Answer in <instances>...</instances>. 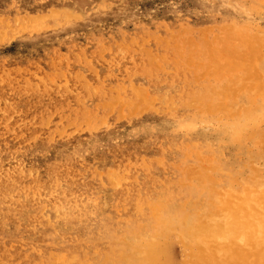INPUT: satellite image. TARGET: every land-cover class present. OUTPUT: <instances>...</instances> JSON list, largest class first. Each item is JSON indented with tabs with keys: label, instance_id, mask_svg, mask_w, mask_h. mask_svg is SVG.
I'll return each instance as SVG.
<instances>
[{
	"label": "rangeland",
	"instance_id": "374dc122",
	"mask_svg": "<svg viewBox=\"0 0 264 264\" xmlns=\"http://www.w3.org/2000/svg\"><path fill=\"white\" fill-rule=\"evenodd\" d=\"M0 158V264H264V0H0Z\"/></svg>",
	"mask_w": 264,
	"mask_h": 264
},
{
	"label": "bare ground",
	"instance_id": "6f19581e",
	"mask_svg": "<svg viewBox=\"0 0 264 264\" xmlns=\"http://www.w3.org/2000/svg\"><path fill=\"white\" fill-rule=\"evenodd\" d=\"M59 11H60V10H59ZM67 15H68V14H67ZM53 16H54V15H53ZM36 17H37V16H36ZM36 17H34V18H36ZM38 17H39V16H38ZM38 17H37V18H38ZM40 17H41L40 19L45 18V17L42 18V16H40ZM63 17H64V16H63ZM31 19H32V18H31ZM67 19H68V18H67ZM27 20H28V19H27ZM56 20H57V19H56ZM30 21H31V20H30ZM30 21H29V22H30ZM58 21H59V20H58ZM31 22H34V21H31ZM35 22H36V21H35ZM62 22H63V20H62ZM62 22H61V23H62ZM65 22H66V21H65ZM27 23H28V22H27ZM37 23H39V22H37ZM37 23H35V24H37ZM46 23H47V21H46ZM46 23H45V25H46ZM67 23H68V22H67ZM35 24H33V26H34ZM40 24H41V22H40ZM42 24H43V23H42ZM51 24H52V23H51ZM23 25L26 26L25 24H23ZM46 26H47V25H46ZM51 26H52V25H51ZM51 26H50V27H51ZM29 27H30V26H29ZM35 27H36V26H35ZM35 27H34V28H35ZM37 27H38V26H37ZM42 27H43V25H42ZM53 27H55V26H53ZM22 28H23V27H22ZM31 28H32V27H31ZM39 28H40V27H39ZM39 28H38V29H39ZM46 28H47V27H46ZM26 29H27V27H26ZM31 30H32V29H31ZM35 30H37V29L35 28ZM30 32H31V31H30ZM28 34H29V33H28ZM17 35H18V34H17ZM11 38H12V37H11ZM225 41H226V40H225ZM107 47H108V46H107ZM119 52H121V51H119ZM90 61H91V60H90ZM238 69H239V68H238ZM146 85H147V84H146ZM151 89H152V88H151ZM157 91H158V90H157ZM152 92H153V91H152ZM244 104H245V103H244ZM189 110H190V108H189ZM167 117H168V116H167ZM159 120H160V119H159ZM151 123H152V122H151ZM141 124H142V123H141ZM153 124H154V122H153ZM167 125H168V124H167ZM156 126H157V125H156ZM148 127H149V125H148ZM148 127H147V128H148ZM147 128H146V129H147ZM161 130H162V129H161ZM204 130H205V129H204ZM135 131H136V130H135ZM166 133H167V132H166ZM100 134H101V133H100ZM115 134H116V133H115ZM91 135H92V134H91ZM203 135H204V134H203ZM60 136H61V135H60ZM111 136H112V135H111ZM201 136H202V135H201ZM92 137H93V136H92ZM116 139H117V138H116ZM94 140H95V139H94ZM111 140H112V139H111ZM175 140H176V139H175ZM87 141H88V140H87ZM52 142H53V141H52ZM82 142H83V141H82ZM96 142H97V141H96ZM102 142H103V141H102ZM86 143H87V142H86ZM92 143H93V141H92ZM31 144H32V143H31ZM31 144H30V145H31ZM75 144H76V143H75ZM80 144H81V143H80ZM87 144H88V143H87ZM95 144H96V143H95ZM28 145H29V144H28ZM33 145H34V144H33ZM40 145H41V143H40ZM46 145H47V144H46ZM46 145H45V146H46ZM42 146H43V145H42ZM14 147H15V146H14ZM177 147H179V146H177ZM30 148H31V147H30ZM37 148H38V147H37ZM167 149H168V148H167ZM38 150H39V149H38ZM20 151H21V150H20ZM39 151H40V150H39ZM81 151H82V150H81ZM27 152H28V151H27ZM38 153H40V152H38ZM46 153H47V151H46ZM75 153H76V152H75ZM14 154H15V153H14ZM17 154H18V153H17ZM47 154H48V153H47ZM79 154H80V153H79ZM79 154H78V155H79ZM6 156H7V155H6ZM14 156H15V155H14ZM173 156H174V155H173ZM10 157H11V156H10ZM34 157H35V156H34ZM76 157H77V156H76ZM2 158H3V157H2ZM0 159H1V158H0ZM16 159H17V158H16ZM13 160H14V159H13ZM74 160H75V159H74ZM5 161H6V160H5ZM84 161H85V160H84ZM24 163H25V162H24ZM45 163H46V162H45ZM21 164H22V163H21ZM27 168H28V167H27ZM30 168H31V167H30ZM30 168H29V169H30ZM156 169H157V168H156ZM32 171H33V170H32ZM46 171H47V170H46ZM21 172H22V170H21ZM27 172H28V171H27ZM80 172H81V171H80ZM12 173H13V172H12ZM22 173H24V172H22ZM39 173H40V172H39ZM39 173H38V174H39ZM34 174H35V173H34ZM43 174H44V173H43ZM53 174H54V173H53ZM40 175H41V174H40ZM36 176H37V175H36ZM139 176H140V175H139ZM4 178H5V177H4ZM31 178H32V177H31ZM39 178H40V177H39ZM69 178H70V177H69ZM153 178H154V177H153ZM13 179H15V178H13ZM172 179H173V178H172ZM34 180H35V179H34ZM7 181H8V180H7ZM32 181H33V179H32ZM51 181H52V180H51ZM10 182H11V181H10ZM13 183H14V181H13ZM33 183H34V182H33ZM54 183H55V182H54ZM172 183H173V182H172ZM56 184H57V183H55V185H56ZM64 184H65V182H64ZM71 184H72V183H71ZM30 185H31V184H30ZM34 185H35V184H34ZM50 185H51V184H50ZM10 186H11V185H10ZM22 186H23V184H22ZM18 187H20V186H18ZM57 187H58V186H57ZM68 187H69V186H68ZM81 187H82V186H81ZM85 187H86V186H85ZM168 187H169V186H168ZM64 188H65V187H64ZM60 189H61V188H60ZM67 189H68V188H67ZM69 189H70V188H69ZM183 189H184V188H183ZM22 190H23V189H22ZM41 190H42V189H41ZM43 190H44V189H43ZM45 190H46V189H45ZM51 190H52V189H51ZM61 190H62V189H61ZM90 190H91V189H90ZM17 191H19V190H17ZM38 191H39V190H38ZM57 191H58V190H57ZM82 191H83V190H82ZM91 191H93V190H91ZM139 191H140V190H139ZM23 192H24V191H23ZM44 193H45V192H44ZM77 193H78V192H77ZM185 193H188V192H185ZM10 194H11V193H10ZM24 194H25V193H24ZM29 194H30V193H29ZM53 194L55 195L56 193H53ZM80 194H81V193H80ZM165 194H166V192H165ZM25 195L27 196V194H25ZM34 195H35V194H34ZM48 195H49V193H48ZM51 195H52V194H51ZM61 195H63V194H61ZM86 195H87V194H86ZM176 195H178V194L176 193ZM185 195H186V194H185ZM187 195H188V194H187ZM187 195H186V196H187ZM71 196H72V195H71ZM75 196H76V195H75ZM80 196H81V195H80ZM92 196H93V195H92ZM133 196H134V195H133ZM140 196H141V195H140ZM192 196H193V195H192ZM20 197H21V196H20ZM50 197H51V196H50ZM82 197H83V196H82ZM86 197H87V196H86ZM96 197H97V196H96ZM171 197H172V196H171ZM173 197H174V196H173ZM173 197H172V198H173ZM179 197H180V196H179ZM5 198H6V197H5ZM10 198H12V197H10ZM77 198H78V197H77ZM91 198H92V197H91ZM45 199H46V198H45ZM81 199H82V198H81ZM81 199H80V200H81ZM120 199H121V198H120ZM11 200H12V199H11ZM17 200H19V199H17ZM17 200H16V201H17ZM49 200H50V199H49ZM66 200H67V199H66ZM71 200H72V199H71ZM84 200H85V199H84ZM23 201H25V200H23ZM74 201H75V200H74ZM77 201H78V200H77ZM130 201H131V200H130ZM139 201H140V200H139ZM11 202H12V201H11ZM17 202H18V201H17ZM33 202H34V201H33ZM33 202H32V203H33ZM47 202H48V201H47ZM58 202H59V201H58ZM65 202H66V201H65ZM9 203H10V202H9ZM19 203H20V202H19ZM79 203H80V202H79ZM131 203H133V202H131ZM163 203H164V202H163ZM30 204H31V203H30ZM59 204H61V203H59ZM73 204H75V203H72V205H73ZM133 204H134V203H133ZM50 205H51V204H50ZM68 205H69V204H68ZM82 205H83V204H82ZM84 205H85V204H84ZM87 205H88V204H87ZM34 206H35V205H34ZM128 206H129V205H128ZM51 207H52V206H51ZM78 207H79V206H78ZM82 207H83V206H82ZM90 207H91V206H90ZM93 207H94V206H93ZM56 208H58V207H56ZM94 208H95V207H94ZM99 208H100V207H99ZM48 209H49V208H48ZM50 209H51V208H50ZM76 209H77V208H76ZM85 209H86V208H85ZM92 209H93V208H92ZM145 209H146V208H145ZM7 210H8V209H7ZM7 210H6V211H7ZM25 210H26V209H25ZM57 210H58V209H57ZM59 210H60V209H59ZM65 210H66V209H65ZM1 211H2V210H1ZM54 211H55V209H54ZM61 211H62V210H61ZM79 211H80V210H78V212H79ZM110 211H111V210H110ZM112 211H113V210H112ZM139 211H140V209H139ZM81 212H83V211H81ZM89 212H90V211H89ZM93 212H95V211H93ZM63 213H64V212H63ZM71 213H72V212H71ZM64 214H65V213H64ZM74 214H75V213H74ZM91 214H92V213H91ZM141 214H142V213H141ZM33 215H34V214H33ZM62 215H63V214H62ZM128 215H129V214H128ZM139 215H140V214H139ZM101 216H102V215H101ZM103 216H105V215H103ZM32 217H33V216H32ZM67 217H68V216H67ZM85 217H86V216H85ZM105 217H106V216H105ZM51 218H52V217H51ZM81 218H82V217H81ZM89 218H90V217H89ZM94 218H96V217H94ZM122 218H123V217H122ZM56 219H57V218H56ZM56 219H55V220H56ZM2 220H3V219H2ZM32 220H33V219H32ZM77 220H78V219H77ZM79 220H80V219H79ZM93 220H94V219H93ZM103 220H104V219H103ZM132 220H133V219H132ZM134 220H135V219H134ZM62 221H63V220H62ZM89 221H90V220H89ZM80 222H81V221H80ZM106 222H107V221H106ZM106 222H104V223L106 224ZM126 222H127V220H126ZM151 222H152V221H151ZM81 223H82V222H81ZM84 223H85V221H84ZM90 223H91V222H90ZM95 223H96V222H95ZM97 223H98V222H97ZM129 223H130V221H129ZM131 223H132V222H131ZM236 223H237V222H236ZM40 224H41V223H40ZM53 224H55V223H53ZM82 224H83V223H82ZM92 224H93V223H92ZM99 224H100V223H99ZM55 225H56V224H55ZM77 225H78V224H77ZM93 225H94V224H93ZM96 225H97V224H96ZM101 225H102V224H101ZM0 226H1V225H0ZM32 226H33V225H32ZM39 226H41V225H39ZM52 226H53V225H52ZM74 226H75V224H74ZM83 226H84V225H83ZM71 227H72V225H71ZM86 227H87V226H86ZM98 227H99V226H98ZM98 227H97V228H98ZM107 227H110V226H107ZM113 227L115 228V226H113ZM119 227H120V226H119ZM135 227H136V226H135ZM41 228H42V227H41ZM55 228H56V227H55ZM87 228H88V227H87ZM87 228H86V229H87ZM97 228H96V229H97ZM101 228H102V227H101ZM33 229H34V228H33ZM76 229H77V228H76ZM80 229H81V228H80ZM90 229H91V228H90ZM92 229H93V228H92ZM96 229H95V230H96ZM98 229H99V228H98ZM133 229H134V228H133ZM93 230H94V229H93ZM110 230H112V229H110ZM36 231H37V230H36ZM71 231H72V230H71ZM71 231H70V232H71ZM122 231H124V230H122ZM108 232H109V231H108ZM178 232H179V231H178ZM75 233H76V232H75ZM100 233H102V232H100ZM87 234H88V233H87ZM93 234H94V233H93ZM105 234H106V232H105ZM105 234H104V235H105ZM95 235H96V234H95ZM97 235H98V234H97ZM100 235H101V234H100ZM108 235H109V234H108ZM147 235H148V234H147ZM105 236H107V234H106ZM112 236H114V235H112ZM109 237H110V236H109ZM112 239H113V238H112ZM113 243H114V242H113ZM118 245H119V244H118ZM111 246H112V245H111ZM115 250H116V249H115ZM113 252H114V251H113ZM125 252L127 253V251H125ZM122 254H123V253H122ZM122 254H121V255H122ZM128 254H129V253H128ZM72 259H75V256H74V258H72ZM76 259H77V258H76ZM113 260H115V259H113ZM143 261H144V260H143ZM120 262H121V261H120ZM115 263H116V262H115Z\"/></svg>",
	"mask_w": 264,
	"mask_h": 264
}]
</instances>
